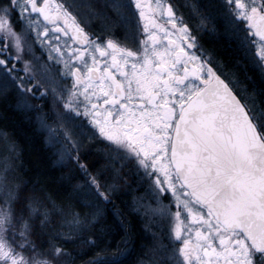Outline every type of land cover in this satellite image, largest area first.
Segmentation results:
<instances>
[{
  "label": "snow or ice",
  "instance_id": "obj_1",
  "mask_svg": "<svg viewBox=\"0 0 264 264\" xmlns=\"http://www.w3.org/2000/svg\"><path fill=\"white\" fill-rule=\"evenodd\" d=\"M0 106V264H264V0H0Z\"/></svg>",
  "mask_w": 264,
  "mask_h": 264
},
{
  "label": "trees",
  "instance_id": "obj_2",
  "mask_svg": "<svg viewBox=\"0 0 264 264\" xmlns=\"http://www.w3.org/2000/svg\"><path fill=\"white\" fill-rule=\"evenodd\" d=\"M227 44L228 41L224 37L214 39L213 41H207V46H213V48L217 49V51L221 53L227 52ZM4 125L8 126L6 129L7 131L11 132L15 130L17 132V142L25 149L23 156L25 165H27L30 160H34L36 156L42 152L39 140H35L30 146L25 143L24 137L20 134V130L24 127L23 117L11 109H6L4 106H0V127H3ZM116 240H119L118 236L112 242L113 247L110 248L109 251H114Z\"/></svg>",
  "mask_w": 264,
  "mask_h": 264
},
{
  "label": "flooded vegetation",
  "instance_id": "obj_3",
  "mask_svg": "<svg viewBox=\"0 0 264 264\" xmlns=\"http://www.w3.org/2000/svg\"><path fill=\"white\" fill-rule=\"evenodd\" d=\"M224 38H225V37H224ZM209 40L213 41L214 39L209 38V37H207V36L204 37V42L206 43V46H207V41H209ZM208 47H210V46H208ZM211 47H213V46H211Z\"/></svg>",
  "mask_w": 264,
  "mask_h": 264
}]
</instances>
